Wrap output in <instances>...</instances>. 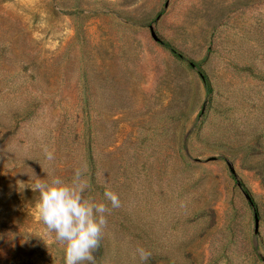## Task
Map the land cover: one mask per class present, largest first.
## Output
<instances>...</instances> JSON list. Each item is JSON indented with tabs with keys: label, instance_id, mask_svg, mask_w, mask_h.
Segmentation results:
<instances>
[{
	"label": "rangeland",
	"instance_id": "rangeland-1",
	"mask_svg": "<svg viewBox=\"0 0 264 264\" xmlns=\"http://www.w3.org/2000/svg\"><path fill=\"white\" fill-rule=\"evenodd\" d=\"M0 264H264V0H0Z\"/></svg>",
	"mask_w": 264,
	"mask_h": 264
},
{
	"label": "trees",
	"instance_id": "trees-1",
	"mask_svg": "<svg viewBox=\"0 0 264 264\" xmlns=\"http://www.w3.org/2000/svg\"><path fill=\"white\" fill-rule=\"evenodd\" d=\"M162 44L167 48L169 49L171 52L175 53V54H179L180 52L178 51V49L173 45L171 44L169 41H161ZM180 55V54H179ZM191 64L197 68L200 72V75L204 81V84L206 86V89H207V92L210 93L212 91V87H211V84L209 82V79L208 77L203 73L201 67H199L198 63L196 61H192Z\"/></svg>",
	"mask_w": 264,
	"mask_h": 264
},
{
	"label": "water",
	"instance_id": "water-1",
	"mask_svg": "<svg viewBox=\"0 0 264 264\" xmlns=\"http://www.w3.org/2000/svg\"><path fill=\"white\" fill-rule=\"evenodd\" d=\"M155 38H156V36H155ZM157 39V38H156ZM214 158V157H213ZM232 167V166H231Z\"/></svg>",
	"mask_w": 264,
	"mask_h": 264
}]
</instances>
